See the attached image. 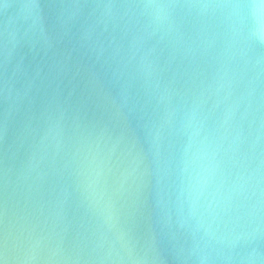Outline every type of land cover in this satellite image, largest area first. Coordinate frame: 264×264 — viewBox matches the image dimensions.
Here are the masks:
<instances>
[{
	"label": "water",
	"instance_id": "95a60500",
	"mask_svg": "<svg viewBox=\"0 0 264 264\" xmlns=\"http://www.w3.org/2000/svg\"><path fill=\"white\" fill-rule=\"evenodd\" d=\"M260 25L264 0H0V264H264V211L206 231L217 188L264 187Z\"/></svg>",
	"mask_w": 264,
	"mask_h": 264
},
{
	"label": "clouds",
	"instance_id": "9594fccd",
	"mask_svg": "<svg viewBox=\"0 0 264 264\" xmlns=\"http://www.w3.org/2000/svg\"><path fill=\"white\" fill-rule=\"evenodd\" d=\"M232 7L239 8L241 6L233 5ZM243 25V16L237 13L233 21V30L236 36L241 35ZM258 30L264 34V25H260ZM204 171L207 173L204 182L210 183L211 167H206ZM212 196L213 199L209 202V207L206 210V231L220 232L222 238L231 235L240 226V222L245 218V209L257 214L264 211V187L259 186V181L256 185L245 187V184H240L238 187L234 186L224 192L217 188ZM253 197H256L255 201L251 205L247 204V201L252 200Z\"/></svg>",
	"mask_w": 264,
	"mask_h": 264
}]
</instances>
